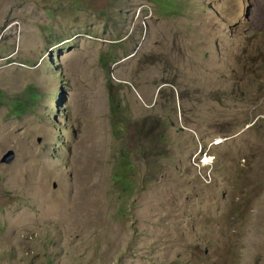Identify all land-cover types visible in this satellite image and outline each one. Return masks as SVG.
I'll list each match as a JSON object with an SVG mask.
<instances>
[{
  "label": "rangeland",
  "instance_id": "obj_1",
  "mask_svg": "<svg viewBox=\"0 0 264 264\" xmlns=\"http://www.w3.org/2000/svg\"><path fill=\"white\" fill-rule=\"evenodd\" d=\"M0 264H264V0H0Z\"/></svg>",
  "mask_w": 264,
  "mask_h": 264
},
{
  "label": "water",
  "instance_id": "obj_2",
  "mask_svg": "<svg viewBox=\"0 0 264 264\" xmlns=\"http://www.w3.org/2000/svg\"><path fill=\"white\" fill-rule=\"evenodd\" d=\"M12 157H13V152L12 151H9L8 154L5 156L4 160L6 162H9Z\"/></svg>",
  "mask_w": 264,
  "mask_h": 264
},
{
  "label": "clouds",
  "instance_id": "obj_3",
  "mask_svg": "<svg viewBox=\"0 0 264 264\" xmlns=\"http://www.w3.org/2000/svg\"><path fill=\"white\" fill-rule=\"evenodd\" d=\"M205 155H206V153H205ZM201 159H202V157H201ZM207 159V158H206ZM200 162H204L203 160H201Z\"/></svg>",
  "mask_w": 264,
  "mask_h": 264
}]
</instances>
